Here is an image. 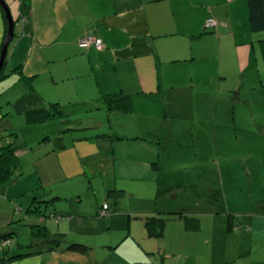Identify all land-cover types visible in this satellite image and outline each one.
<instances>
[{
	"label": "crops",
	"instance_id": "0c3cea01",
	"mask_svg": "<svg viewBox=\"0 0 264 264\" xmlns=\"http://www.w3.org/2000/svg\"><path fill=\"white\" fill-rule=\"evenodd\" d=\"M16 1L6 0L12 13L13 7L17 12L19 8L20 20L16 27L22 31L17 34L15 29L13 39L16 41L12 48L13 39L9 45L5 68L10 71L21 67L22 72L13 73L0 82V145L17 140L21 166L11 184L5 188L0 186V235L14 232L18 241H22L23 231L29 228L33 244L27 246L35 247L23 252L18 246V251L13 254H30L10 261L2 260L0 255V264H54L59 261V252L71 250L65 248L70 244L65 239L78 232L71 229L72 233L67 234L69 223L64 217L70 215L68 210L71 207H67L65 212H58L62 209L59 206L69 198L75 202L76 195H81L83 200L77 196V203L82 205L78 208L85 206L88 212L74 215L99 218V210L105 203L109 204L110 190H124L127 196L133 192L140 193L142 201L150 208L147 216L162 218L163 213H169L164 227L157 225L160 230L154 229L157 237H165L174 222H182L188 237L196 238L194 233L200 234L202 225L211 220L210 217L204 219L202 215L205 213L197 203L198 198L193 197L198 191L197 187L202 188V192L207 189L211 192V184L204 185L201 177L210 172L209 165L205 166L208 172L200 177L189 171L183 175L176 170L183 163H196L198 155H174L167 160L171 163L168 168L171 172H163L162 154L155 155V147L153 156H150L151 153L149 157L126 156L124 149L115 148V141H133L135 145L149 140L157 142L150 143L151 146L162 145V141L168 145L175 142L173 130L167 135L159 132L160 128L156 129L153 121L142 119L140 110L145 111L144 116L148 113L154 116L160 114L153 102L161 99L162 92L169 89L174 93L176 87L187 82L209 83L208 87L216 98L211 103L206 102L209 104L208 112L212 114H216L223 92L234 94L236 103L246 105L254 103V98H245L253 91L264 94V0H21L19 6ZM24 2L30 7L27 15L22 14ZM211 17L219 25L207 28L206 21ZM7 31L6 14L0 9V56ZM88 34L101 38L103 48L83 46L81 39ZM26 76L34 77L33 91L25 87ZM40 84L45 85L47 90H39ZM15 87H22L30 94H25L26 103L20 110L25 117L22 119L23 131L8 119L13 116V108L17 106V103H11V91ZM191 91L193 97H201L200 90ZM110 96L126 97L131 100V106L127 108L124 103L121 104L123 107L112 105L108 101ZM143 98L155 107L142 105ZM57 102L68 116L47 120L54 123L41 142L44 123L29 122L27 113L36 108H49ZM82 105L86 109L81 108ZM87 107L92 113L95 110L92 118L96 121L81 117V123L73 122V111L81 109L88 113L90 110ZM244 111L250 112L254 122L252 107L238 114ZM168 113L171 114L170 111ZM120 114L124 116L121 119ZM33 127L41 131L30 133ZM121 130L128 131V134L124 136ZM239 130L245 132L242 127ZM162 136H166V139ZM192 137L199 145L202 138L200 131H193ZM221 163L219 161L218 178L226 191L229 180L227 182L225 178L232 179V176ZM189 174L193 176L191 180ZM136 183L139 185L138 191L134 187ZM67 187L70 193H67ZM182 187L184 194H189L184 201L191 206L183 208V212H174L170 203L161 204L152 196L154 189H157L161 190L162 196L172 194L178 198L180 193L177 195L175 189ZM85 190L88 192L87 200ZM146 194H150L149 197ZM89 195L94 198L92 202ZM191 198L194 200L192 204L188 202ZM37 199L42 202L53 199L52 204L46 203L49 216H38L27 211ZM53 204L57 213L49 208ZM109 211L111 214L110 204ZM48 217L60 219L55 225L57 230L49 227ZM30 218L36 220L34 224L41 223L60 237L61 245L54 249L50 240L34 238L33 224H26ZM194 225L197 227L194 228ZM130 233L106 246L112 249L122 246ZM83 234L85 237L95 235ZM161 238L155 244L161 243ZM242 241L247 244L245 247L229 245L223 252L216 234L210 233L206 235L205 245L201 240L198 246L202 250L192 248L186 256L182 255L185 250L180 252L182 248L175 249L179 252L174 253L171 251L173 247L169 251L166 248L157 256L156 263V253L149 248L144 255L133 253L129 260L131 264H140L139 257L142 255V264H173L170 260L172 256H177L184 259L178 264H264V235L258 233L249 239H240V246ZM148 242L151 244V239ZM22 247L24 249L26 245ZM13 254L10 252L7 256Z\"/></svg>",
	"mask_w": 264,
	"mask_h": 264
},
{
	"label": "rangeland",
	"instance_id": "374dc122",
	"mask_svg": "<svg viewBox=\"0 0 264 264\" xmlns=\"http://www.w3.org/2000/svg\"><path fill=\"white\" fill-rule=\"evenodd\" d=\"M16 3L19 6L21 0H17ZM12 10L14 18L17 19L19 17V8L18 12L15 7H13ZM21 31L19 27H16L17 34ZM15 41L16 40L13 39L10 48H12ZM208 85L209 83L207 81L187 82L186 85L176 87L173 90L175 91L174 93L170 92L169 89L168 91L162 92L161 99L158 98L156 102H153L160 110V114L156 116L149 113L144 116L145 111L140 110L142 119L144 120L145 118L150 122L153 121V126H156V129L158 127L160 128L159 132L167 135L168 132L173 130L176 136L174 137L175 142L169 143L168 145L167 142L162 141V145L151 146L150 143L157 142L149 140L148 142H140V145H135L133 141H123L119 139L115 141V148L118 150L124 149L126 156L138 157L140 155H148L149 157L150 153V156H153L152 150L155 147L154 154H162L163 172H171L168 169L171 163L167 161L171 156L184 155L186 157H192L198 155V160L203 156V159L200 161L197 160L196 163L192 161L183 163L180 169L176 170L182 172L183 175L188 171L189 173H197L200 177L203 173L208 172L205 166L209 165L210 172L201 177H203L202 182L204 185L211 184V192L209 193V189H207L206 192H202V188L197 187V193L193 194L195 199L198 198L197 203L202 207L201 211L205 213L202 215L204 219H206V217L211 218V220L208 221L209 223L202 225L200 234L194 233L196 238H189L182 222H174L165 237H162L163 239L157 237L153 231H155V228L159 229V226L149 229L147 225L149 219L146 216L149 215L147 213L150 211V208H147V203L142 201V197L138 192H133V194L128 196L124 193V196L118 198L117 205L115 203L116 198L111 196L108 197L109 204L111 205V214H108V217H103L100 214L98 215L99 218L95 219L74 215L75 213L86 214L88 212L85 206H83V208H78L82 205L77 203V196H80L82 200L83 198L81 195H76L75 202L72 198H69L64 200V203L60 206L58 205L62 208L60 211L57 210L54 204L49 208H51L52 212L57 213V211L61 212V210L64 212L67 211L68 209L66 208L70 206L71 209L68 210L70 215L64 217V219H68L67 223H69V227L67 226V234L70 235V233H72L71 229H76L78 232H73L65 241L71 244L77 240L76 243L89 245L90 247L86 252H68L71 250L59 252L57 256L59 261L54 264H131L129 259L133 257V253H143L142 255H144L147 250H150L149 248H152L156 253L157 263V256L159 257L166 248H168L169 251L170 248L173 247V249L171 248L172 253H174L175 249L182 248L180 252L186 251L182 254L183 256H186L188 251L192 248H195V250H202L201 247L198 246H200L201 240L203 242L202 244L205 245L204 240L206 235H210V233L213 235L216 234V238L220 242L219 248L223 252H226L229 245H234V247H245L247 245L245 241H242L240 246V239H249L252 235H257L258 233L264 235V126H262L264 123L262 120L264 117V94L253 91L250 96L245 98H254V103L252 105H246L243 102L236 103L234 94L223 92L220 98V105L216 108L217 112L216 114H212L208 112L209 104L207 103L213 102L216 98ZM25 87H28L26 83ZM39 87V90H47V88H44L45 85L43 84H40ZM194 89L201 91V97H193L191 90ZM25 94H27V92L23 90L22 87H15L12 89L11 97L13 98L11 103L15 102L17 106L13 108V116L8 118L11 122L15 123L17 127L20 126L22 131L24 130L23 120L25 117L20 114V110H22V106L26 103V97L30 95L27 94L26 96ZM197 100H199L198 107H196ZM153 103H149L143 98L141 104L152 108V106L155 107ZM65 107L68 110L70 109L68 106ZM249 107H252V111L254 112L252 113L255 117L254 122L250 118V112L244 111L242 114H238L240 111L249 110ZM81 108L86 109L84 105H82ZM90 108L92 107L90 106ZM90 108L88 113H84L81 109L77 111L74 110L72 113L73 122L81 123L83 119L87 118H89L87 121L95 122L96 119L92 118V114H94L95 110L92 113ZM169 111L171 114L168 113ZM151 115L153 116L150 117ZM104 116L106 117L105 114ZM235 116L238 118L237 123L235 122ZM81 117L83 119H81ZM122 117H124L123 114H120V119ZM113 118H115V116H113ZM43 123L44 135L40 137L41 142H43V139L47 136V132L50 131H48V129L52 128L54 122L47 121ZM48 124H51V126L49 127ZM77 125L79 126V124ZM237 125L245 129V132L239 130L240 127H237ZM34 128L35 127L32 128L33 130L30 131V133L41 131L38 128ZM193 131H200L202 134L199 145L193 141ZM120 133L125 136L128 134V131L121 130ZM162 137L166 139V136ZM178 139L179 141H177ZM37 140L38 139L35 141ZM17 146L20 147L19 144H17ZM112 151L113 148L111 149V152ZM219 161L222 162V166H225L226 172L232 176V179L228 177L225 178L227 182L229 180L226 185V191L223 185H221L222 180L218 178ZM178 175L180 177L182 176L180 173ZM189 176V180H191L192 175L189 174ZM172 177L173 174L170 176V179ZM174 179L177 180V178ZM219 186H221L220 189L218 188ZM134 187L137 188V191L139 190L138 183H136ZM214 191H216L215 195ZM84 192L85 200H87L88 192L86 190ZM67 193H70L69 187H67ZM175 193L177 195L180 193L179 196H177L178 198H174L175 196L172 194H168L166 197L165 195L162 196L161 190L158 191L154 189L152 196L155 201L156 199L158 201L160 200V202H162L161 204L170 203L174 208V212H183V208L187 209L188 206H190L184 201L185 197L189 194H184V187L175 189ZM146 195L149 197L150 194ZM89 196L91 197L90 202H92L94 198L92 195ZM162 198H164V200ZM70 201L73 202L70 203ZM144 201H146V199H144ZM193 201L192 198L188 200L191 204ZM154 203L153 201V204ZM84 205L90 206L89 203H84ZM212 212H214V214H210ZM89 214L91 213H88V215ZM168 214L169 213H163L162 219L166 220V217H169ZM59 220V218L48 217L47 222H49V227L52 226L56 229L55 225L57 226ZM35 221V219L30 218V221L26 224H34ZM104 222H107V224L105 225ZM30 230L31 229L27 228L22 233L21 242L25 245L33 244V242H31L32 236L29 235ZM207 231L209 232L207 233ZM127 232L131 233L128 236L129 238L125 241V244L114 249L106 246L107 243L109 244V242L113 240L124 238ZM83 233H94L95 235L85 237L86 235ZM159 238H161V243L155 244ZM148 239H151V244L148 242ZM138 244L141 246L140 248ZM34 247L35 246H26L24 249L20 250L27 252ZM8 251L9 253L11 252V254H13L12 252L18 251L16 241L11 244ZM0 252L4 254L2 250ZM142 255H139L140 264L143 262ZM170 262L178 264L179 262H184V259L172 256Z\"/></svg>",
	"mask_w": 264,
	"mask_h": 264
},
{
	"label": "trees",
	"instance_id": "16d2710c",
	"mask_svg": "<svg viewBox=\"0 0 264 264\" xmlns=\"http://www.w3.org/2000/svg\"><path fill=\"white\" fill-rule=\"evenodd\" d=\"M29 8H30L29 4L24 2L22 5V14H25V15L29 14V12H28ZM0 9L3 12H5L1 5H0ZM211 18H213V17H211ZM18 19L20 20V18L18 17L17 19H15V21L17 22ZM218 25H219V22H218ZM6 65L7 64H6V60H5L4 65L0 71V82L13 73H21L22 72L21 67H16V68L8 71L5 68ZM33 78L34 77H32V76H26L25 77V82H26L30 91L34 90ZM108 101L112 105H118L119 106V105L124 103L127 108L129 106H131V104H130L131 100L126 98V97H123V96H120L119 98H113L110 96V97H108ZM121 106L123 107L124 105H121ZM27 116H28L29 122H36V123L41 122L42 123V122H45L47 120L54 119V118L60 117V116H66L65 118H67L68 114L67 113L65 114V111L62 108L61 104L59 102H57V103H52L49 108L48 107H41V108H36L34 110H31L27 113ZM16 136H18V134H16ZM5 137H7V136H5ZM0 138H2V137H0ZM16 142H17V140L16 141L14 140L13 142H11L7 145H0V186L3 188L8 186L9 184H11L15 180V173L18 170V168H20V166H21V158H20V155L17 154V150H18L19 146L16 145ZM61 147H63V146H61ZM124 193H125L124 190H110L109 191V197L111 196V197L116 198L115 203L117 204L118 198H120L121 196H124ZM52 202H53V199L49 200V201H43V202L41 200L37 199L33 203L32 207L28 208L27 211L31 214H35L38 216H43V217L49 216L47 214V210H46V203L52 204ZM105 204L108 205L107 214H110L109 204L108 203H105ZM104 205L99 210V215L101 214V210L103 209ZM47 206H49V204H47ZM179 214H181V213H179ZM147 218L149 219L147 221V225H148L149 229H153V227H155L157 225H160V227L163 228L165 223H166L165 222L166 220L159 218L155 215L147 216ZM159 222H161V223H159ZM196 227H197V225H194V228H196ZM31 228H32V233L34 235V238L38 237V238H45V239L50 240L51 244L53 245L52 248L54 247V249H57L61 245L62 239H60V237H57L56 234L51 233L49 231L48 227H46L45 225H42L41 223H36V224H33ZM14 234H15L14 232H5V233L0 235V251L2 250V252L4 253V254H2L0 252V255H2L1 259L4 261H10L12 259H17V258L27 256L30 254V253H15L13 255L7 256V254L9 253L8 250L11 247L12 240H13V242L16 241L17 248L19 246V249H23L22 246L23 245L25 246L24 243H22L21 241H18V239L15 237ZM65 248L75 250V251H80V252H86V250L88 249V246L85 244H81V243H71V244L67 245Z\"/></svg>",
	"mask_w": 264,
	"mask_h": 264
},
{
	"label": "water",
	"instance_id": "95a60500",
	"mask_svg": "<svg viewBox=\"0 0 264 264\" xmlns=\"http://www.w3.org/2000/svg\"><path fill=\"white\" fill-rule=\"evenodd\" d=\"M0 5L3 7L5 11L6 18H7V24H8V31H7L5 40H4V44H3L2 52L0 56V71H1L4 65V62L7 58V55H8L9 45L12 39L15 37V28H16L17 22L15 21L11 8L9 4L6 2V0H0Z\"/></svg>",
	"mask_w": 264,
	"mask_h": 264
},
{
	"label": "built area",
	"instance_id": "2783aa9c",
	"mask_svg": "<svg viewBox=\"0 0 264 264\" xmlns=\"http://www.w3.org/2000/svg\"><path fill=\"white\" fill-rule=\"evenodd\" d=\"M217 25H218V21L215 18H208V20L206 21L207 28L216 27ZM81 43L83 46L95 45L98 49L103 48L102 39L89 34L81 39ZM107 208L108 205L105 204L103 209L101 210L102 216L107 215Z\"/></svg>",
	"mask_w": 264,
	"mask_h": 264
}]
</instances>
